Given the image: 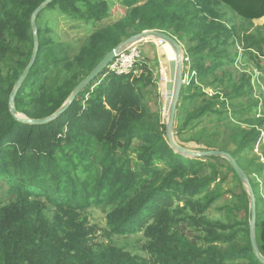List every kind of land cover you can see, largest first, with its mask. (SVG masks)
I'll use <instances>...</instances> for the list:
<instances>
[{
	"label": "trees",
	"instance_id": "obj_1",
	"mask_svg": "<svg viewBox=\"0 0 264 264\" xmlns=\"http://www.w3.org/2000/svg\"><path fill=\"white\" fill-rule=\"evenodd\" d=\"M45 1L0 0V181L7 183L0 197V264H262L251 246L246 192L239 197L240 205L227 208L230 213L246 210L245 222L212 223L200 217L219 196L217 188L211 189L220 174L211 160L219 158L187 157L172 147L166 123L144 103L143 92L152 84L151 76L135 78L133 70L121 76L103 73L60 118L44 125L24 124L12 115L11 95L34 52L32 15ZM219 2L250 22L264 18V0ZM121 3L128 10L126 17L95 30L74 57L53 41V27L39 25L44 11L37 16L39 50L15 98L18 114L38 120L51 117L106 55L130 38V30L164 31L173 38L190 35L198 44L197 55L208 50L221 64L223 47L229 46L233 32L220 21L215 1ZM47 10L57 12L58 21L101 24L109 17L110 5L107 0H54ZM192 72L196 80V76L213 73V68L202 65ZM198 90L192 99L205 97ZM212 110L213 103L206 102L184 124ZM256 122L264 128V118ZM238 133L232 136L237 150L230 152L225 146L220 151L230 153L241 167V152L253 148L261 132L254 125L248 138L237 140ZM227 166L244 187L231 164ZM241 168L248 177L261 170L252 165ZM250 182L256 193L254 179ZM174 198L183 199V209L195 215H185L180 207L173 214L170 199ZM260 200L258 195L256 239L264 256ZM92 207L109 208L111 230L121 235L153 219L146 228L150 260L136 259L115 247L96 251L93 241L98 229L83 217ZM181 213L207 233L201 246L183 234L170 233L180 224Z\"/></svg>",
	"mask_w": 264,
	"mask_h": 264
},
{
	"label": "rangeland",
	"instance_id": "obj_2",
	"mask_svg": "<svg viewBox=\"0 0 264 264\" xmlns=\"http://www.w3.org/2000/svg\"><path fill=\"white\" fill-rule=\"evenodd\" d=\"M212 1H215L214 8L218 11L220 21L232 30L233 37L228 43L229 46L223 47L226 51L221 53L222 62L218 65L217 58L209 56L208 50L202 55H197L196 47L198 44L193 37L185 35L184 38H180L173 35L174 39L181 45L184 53L183 73L185 83L182 91H185L186 97L182 104H180V101L178 104L173 129L174 141L179 147L194 153L220 151L225 146H227L228 151L233 152L237 150V144L232 136L240 130L241 133H238L237 140L244 137L248 138L247 133H251L252 126L256 125L261 132L260 139L253 148L241 152L239 162L241 167L249 165H252V169H254V166L256 168L261 167V170L255 172L249 177V180L254 179L256 183V193L261 198L260 209L263 211L264 128L260 127V124L256 121L264 118V18L250 22L238 16L219 0ZM107 2L110 5V14L101 24L65 19L58 21V13L47 10L40 15L39 25L43 29L48 26L53 27L54 33L51 37L53 41L57 45H62L59 46L60 50L65 49L68 52L67 55L74 57L79 52L83 41L95 30L112 26L126 17L128 10L122 5L121 0H107ZM140 2L139 5H143L146 0H140ZM210 21L207 20V22ZM201 28L203 27L201 26ZM129 33H132L130 36L132 37L142 32L134 33L133 30H130ZM133 45L134 48H138L140 51V59L133 68V76L135 78H140L141 75L151 76L153 80L152 84L143 92L144 103L150 113L159 114L162 122L167 123L168 117L164 111L167 77L162 68V62L174 57L173 48L156 39L141 40ZM129 47L120 55L129 53ZM230 61L233 62L229 63ZM202 65L205 69L212 67L213 73H205L203 78L196 76L195 80V73L192 70L198 69ZM107 72L105 71L103 76L107 75ZM197 74H199L198 71ZM193 82L194 85H192ZM189 85L192 89H188L190 88ZM198 88H201L205 97L200 96L192 99L191 95L197 93ZM209 101L213 103L212 112L190 121L187 125L184 124L190 113ZM211 161L218 165L220 172L219 180L211 188L213 190L217 188L219 196L211 205V208L200 217H206L212 223L236 225V223L245 222L247 220L246 210H235L230 213L227 208L231 205H240L239 197H242L243 192H246L249 200L246 199L245 201L247 205L249 204L251 212L252 199L249 187L247 185L242 187L234 179L227 166L229 164L228 160L219 158ZM210 173L209 169L207 174ZM6 185L5 181H0V197L5 195ZM256 193L254 195L257 199L258 195ZM204 195L199 196L197 199H202ZM170 202L173 214H178V211L174 210L179 207L184 208L183 199L174 198L170 199ZM109 210L106 207H92L83 214L90 227L98 229L94 237L93 248L99 251L100 248L115 247L118 250L130 253L136 259L150 260L151 256L146 248L151 240L146 235V228L154 223L153 219L144 227L140 226L131 233L121 235L111 230L107 219ZM183 210H186L185 215L186 213L191 216L195 215L189 209ZM179 219H181L180 224L171 228L170 233L172 235L183 234L189 241L192 240L198 246H201L207 233L202 228L195 227L186 216H182V213L181 217L179 215ZM251 220L252 213L249 227ZM236 227L238 228V226Z\"/></svg>",
	"mask_w": 264,
	"mask_h": 264
},
{
	"label": "water",
	"instance_id": "obj_3",
	"mask_svg": "<svg viewBox=\"0 0 264 264\" xmlns=\"http://www.w3.org/2000/svg\"><path fill=\"white\" fill-rule=\"evenodd\" d=\"M54 0H46L42 5H40L32 15L31 24L34 33V52L31 58L30 63L26 67L24 73L19 78L16 87L11 95L10 98V108L12 115L21 123L24 124H32V125H44L50 123L58 118H60L63 113L66 111L67 108L77 99L79 94L84 91L91 83L96 81L105 71H107L109 65L116 59L117 56L120 55L123 51H125L129 46L138 43L141 40L147 39H156L158 41L163 42L165 45H170L173 48L174 57L170 60H165L162 62V68L165 71L167 77L166 83V99H165V109L164 111L167 113V135L172 147L184 156L193 157V158H206V157H217L228 160L231 164L233 170L235 171L236 175L239 177L240 181L247 185L250 189V195L252 199L251 204V213H252V220L250 223V241L251 246L254 251V255L257 260L264 264V256L261 254L257 239H256V228H257V204L256 198L254 195L253 187L250 183L249 177L246 172L240 167L236 159L227 152L224 151H207L203 153H194L191 151H187L181 147H179L174 141L173 129L175 124V118L177 113L178 104L181 98L182 89L184 86V53L182 50L181 45L178 43L176 39H174L169 34H166L161 31H144L141 34L135 35L130 37L129 39L125 40L123 43L118 45L112 51H110L102 61L94 68V70L90 73L88 77H86L79 85L74 89L72 95L70 96L67 103L58 110L55 114L51 117L46 119H30L24 115L18 114L16 107H15V98L20 90L21 86L23 85L24 81L27 79L35 61L37 58L38 50H39V39H38V31H37V24L36 18L37 16L45 11L47 7L53 2Z\"/></svg>",
	"mask_w": 264,
	"mask_h": 264
},
{
	"label": "built area",
	"instance_id": "obj_4",
	"mask_svg": "<svg viewBox=\"0 0 264 264\" xmlns=\"http://www.w3.org/2000/svg\"><path fill=\"white\" fill-rule=\"evenodd\" d=\"M129 49V53L117 56L118 58L109 65L107 74L121 76L129 74L133 70L135 64L140 59V51L138 48H134V45L130 46Z\"/></svg>",
	"mask_w": 264,
	"mask_h": 264
}]
</instances>
